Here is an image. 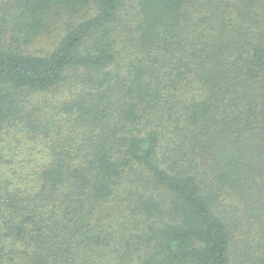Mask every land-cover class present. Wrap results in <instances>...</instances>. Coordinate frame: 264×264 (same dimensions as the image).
<instances>
[{
	"label": "trees",
	"instance_id": "obj_1",
	"mask_svg": "<svg viewBox=\"0 0 264 264\" xmlns=\"http://www.w3.org/2000/svg\"><path fill=\"white\" fill-rule=\"evenodd\" d=\"M0 264H264V0L0 3Z\"/></svg>",
	"mask_w": 264,
	"mask_h": 264
},
{
	"label": "rangeland",
	"instance_id": "obj_2",
	"mask_svg": "<svg viewBox=\"0 0 264 264\" xmlns=\"http://www.w3.org/2000/svg\"><path fill=\"white\" fill-rule=\"evenodd\" d=\"M8 2V0H0V3L3 5V3H7ZM59 36H57V38H58ZM53 39H54V36H53ZM52 42H54V41H52V39L51 38H47V42H44V43H42L41 44V46H44V45H46L47 43H49V45L52 43ZM26 47H28L29 48V46H26ZM30 48H32L33 50H35V43H33L31 46H30Z\"/></svg>",
	"mask_w": 264,
	"mask_h": 264
}]
</instances>
